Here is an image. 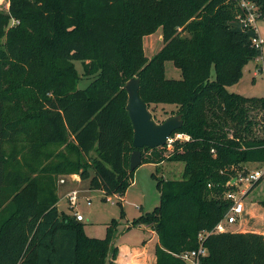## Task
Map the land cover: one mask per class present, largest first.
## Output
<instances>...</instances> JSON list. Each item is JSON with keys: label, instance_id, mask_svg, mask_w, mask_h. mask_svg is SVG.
Listing matches in <instances>:
<instances>
[{"label": "trees", "instance_id": "obj_1", "mask_svg": "<svg viewBox=\"0 0 264 264\" xmlns=\"http://www.w3.org/2000/svg\"><path fill=\"white\" fill-rule=\"evenodd\" d=\"M250 1L264 19V0ZM9 4L0 12V264H114L116 223L106 238L88 237L82 222L59 211L55 179L41 184L9 170L6 146L33 141L40 174L93 176L92 188L121 198L135 174L125 89L133 78L140 79V96L149 109L176 106L171 117L184 120L177 132L190 140L171 149L142 150V164L182 162L184 173L181 180H159V205L132 226L150 227L158 236L156 264H187L180 255L198 250L200 235L229 211L232 201L225 195L236 188L228 184L246 174L249 164L264 165V98L228 91L242 79L244 66L262 54L252 45L253 32L238 24V3ZM159 29L164 47L147 59L143 40ZM166 61L177 65L181 79L165 76ZM76 62L94 77L86 88L79 87ZM10 73L24 83L12 91L6 88ZM28 88L35 90L33 97ZM26 101L31 109L23 112ZM56 147L62 152H49ZM204 245L208 254L200 264H264V234H212Z\"/></svg>", "mask_w": 264, "mask_h": 264}, {"label": "rangeland", "instance_id": "obj_2", "mask_svg": "<svg viewBox=\"0 0 264 264\" xmlns=\"http://www.w3.org/2000/svg\"><path fill=\"white\" fill-rule=\"evenodd\" d=\"M9 0H0V12L9 10ZM17 22H13L16 24ZM258 33L264 39V19H259L256 23ZM164 47L162 30L159 29L152 35L146 36L143 40V48L147 59L153 58ZM80 81L79 87L86 86L94 79L84 74V65L81 62L75 63ZM6 88L12 91L15 85L24 83L14 75L8 74ZM165 76L168 79L179 80L182 78V71L173 61L165 62ZM215 72L213 71V77ZM30 96H34L35 90L29 89ZM230 93L240 94L248 98H264V48L258 58L249 61L243 69V76L239 83L228 88ZM32 101V100H31ZM31 101H26L22 106L23 112L31 109ZM176 106L157 105L152 106L150 111L157 123H162L176 112ZM33 141H21L19 143H9L6 146V156L8 159V169L24 175L31 180H36L41 184L55 179L58 195V209L61 213L74 217L78 212L83 216V228L88 237L104 239L108 235L109 228L116 223L115 239L113 245H124L145 249L149 256H156V235L151 234L152 230L148 227V232L139 227L132 226L133 221L143 214L152 212L160 203V191L157 187L159 180H181L184 173V164L182 162H163L162 164H142L134 174V183L127 192L120 198L119 195H108L101 189L91 187L92 177L80 182H75L71 175L56 177L53 173L42 175L39 173V166L35 162V155L32 153ZM32 147V148H31ZM49 152L52 154L62 152L61 148H53ZM51 163L50 160H46ZM54 164V163H53ZM252 170H262L264 165L251 164L248 166ZM49 176L51 178H49ZM53 178V179H52ZM61 179L65 183L60 182ZM77 191L79 194L78 202L73 207L68 199V194ZM235 191V189L233 190ZM249 204H260L264 201V177L257 186L247 192L243 200ZM9 200L7 201L8 204ZM6 204V205H7ZM264 208V207H263ZM240 221L239 225H234V232L248 231L249 229L264 231V210L258 212L250 221ZM146 228V227H145ZM156 234V233H155ZM150 237H153L152 239ZM158 237V236H157ZM123 256L119 250L116 261ZM144 259V256L142 257ZM150 258V257H149ZM111 255H109V260ZM148 264H156L153 259H149ZM138 264H141L138 262Z\"/></svg>", "mask_w": 264, "mask_h": 264}, {"label": "built area", "instance_id": "obj_3", "mask_svg": "<svg viewBox=\"0 0 264 264\" xmlns=\"http://www.w3.org/2000/svg\"><path fill=\"white\" fill-rule=\"evenodd\" d=\"M240 9L241 13L238 17V24L243 31L253 32L251 38L252 45L261 50L264 48V39L258 33L256 23L259 19H263V14L259 11V8L255 3L250 0H235ZM190 138L188 135L180 132L173 133L167 141L166 146L168 149L173 147L175 142H184L189 141ZM264 172L262 170H252L248 169L246 174L240 173L238 177L234 178L228 186H234L235 191L230 190L226 193L225 198L232 201V205L229 211L226 213L225 217L216 225V227L206 233L200 235V247L198 250L191 252H185L180 255V258L187 264H200L201 258L207 256L208 249L204 245L206 238L212 234H220L226 232H234V225H239L243 214L245 212V202L244 197L247 195V192L263 178ZM62 184L65 183L64 179H61ZM77 191H73L68 194V199L73 207L77 205L78 195ZM77 221L82 222L83 216L78 212L75 213Z\"/></svg>", "mask_w": 264, "mask_h": 264}, {"label": "water", "instance_id": "obj_4", "mask_svg": "<svg viewBox=\"0 0 264 264\" xmlns=\"http://www.w3.org/2000/svg\"><path fill=\"white\" fill-rule=\"evenodd\" d=\"M128 93L127 110L134 128L133 146L135 150L130 157V170L135 171L143 161L142 150L164 147L168 138L184 124L183 115L167 118L157 123L140 96V79L133 78L125 86Z\"/></svg>", "mask_w": 264, "mask_h": 264}, {"label": "crops", "instance_id": "obj_5", "mask_svg": "<svg viewBox=\"0 0 264 264\" xmlns=\"http://www.w3.org/2000/svg\"><path fill=\"white\" fill-rule=\"evenodd\" d=\"M251 165V164H249ZM248 165V166H249ZM72 179L75 181V182H80L81 178L79 177V175H71ZM264 177V176H263ZM260 204H247L245 203V212L243 214V217L241 219V221L243 220L245 223L246 221H250V219L254 218V216H256V214L258 212H263L264 208L263 207H260L258 206ZM146 226H143V227H140L141 229H144L145 231L148 232V227ZM151 231V234L153 235H156L155 232L153 230H150ZM241 232V231H239ZM244 232H254V233H259V234H264V231H255V230H252V229H249L248 231H244ZM151 239L153 237H150ZM156 245L158 243V237L156 235ZM117 247L119 248V250L122 251L123 253V256L120 257L117 261H116V264H138L141 263V264H148L149 262V259H153V262L155 263L156 262V256H149V254L145 251V249H140V248H134V247H126L124 245H117ZM144 256V259L142 258ZM150 257V258H149Z\"/></svg>", "mask_w": 264, "mask_h": 264}]
</instances>
